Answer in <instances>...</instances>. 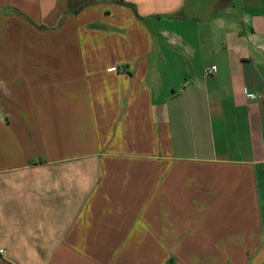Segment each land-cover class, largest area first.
Wrapping results in <instances>:
<instances>
[{
    "label": "crops",
    "instance_id": "obj_1",
    "mask_svg": "<svg viewBox=\"0 0 264 264\" xmlns=\"http://www.w3.org/2000/svg\"><path fill=\"white\" fill-rule=\"evenodd\" d=\"M263 91L264 0H0V264H264Z\"/></svg>",
    "mask_w": 264,
    "mask_h": 264
},
{
    "label": "built area",
    "instance_id": "obj_2",
    "mask_svg": "<svg viewBox=\"0 0 264 264\" xmlns=\"http://www.w3.org/2000/svg\"><path fill=\"white\" fill-rule=\"evenodd\" d=\"M215 72H216L215 66H210L203 70V76L208 77L214 75ZM246 98L250 100H258L264 102V91L256 94H246Z\"/></svg>",
    "mask_w": 264,
    "mask_h": 264
},
{
    "label": "trees",
    "instance_id": "obj_3",
    "mask_svg": "<svg viewBox=\"0 0 264 264\" xmlns=\"http://www.w3.org/2000/svg\"><path fill=\"white\" fill-rule=\"evenodd\" d=\"M83 1L89 2V3H92L93 2V0H83ZM117 1H118V3H121V0H117Z\"/></svg>",
    "mask_w": 264,
    "mask_h": 264
}]
</instances>
